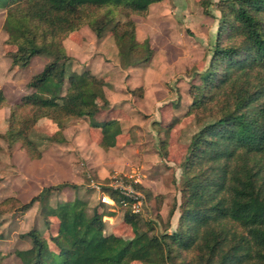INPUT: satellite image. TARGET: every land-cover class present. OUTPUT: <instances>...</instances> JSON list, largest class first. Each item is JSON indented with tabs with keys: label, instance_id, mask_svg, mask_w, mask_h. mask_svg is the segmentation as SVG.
<instances>
[{
	"label": "trees",
	"instance_id": "16d2710c",
	"mask_svg": "<svg viewBox=\"0 0 264 264\" xmlns=\"http://www.w3.org/2000/svg\"><path fill=\"white\" fill-rule=\"evenodd\" d=\"M163 0H0L7 9L3 27L11 52V67L26 68L35 56L51 59L27 83L30 93L9 103L0 85V109L10 108L0 140L31 159L43 151L32 139L37 124L50 120L57 129L52 140L65 143L71 119L88 118L100 128V144L109 149L123 127L118 118L97 121L111 110L105 81L85 70L67 80L71 59L64 40L88 26L97 38L111 30L115 44L129 66L148 63L154 48L138 38L135 16H146L152 4ZM215 42L208 67L193 86L191 112L201 127L192 136L183 162L184 200L177 229L150 234L138 215L126 213L132 227L127 239L105 231L102 206L88 212V203L75 198L51 206L54 190L76 184L64 181L44 186L28 202L17 197L0 201V215L25 212L39 203L49 225L59 220L51 240L36 229L28 249L16 250L22 264H264V0H228L220 8ZM2 146L0 145V152Z\"/></svg>",
	"mask_w": 264,
	"mask_h": 264
},
{
	"label": "rangeland",
	"instance_id": "374dc122",
	"mask_svg": "<svg viewBox=\"0 0 264 264\" xmlns=\"http://www.w3.org/2000/svg\"><path fill=\"white\" fill-rule=\"evenodd\" d=\"M227 3L228 0H163L152 4L146 16L134 17L138 38H148L154 48L153 59L137 66L127 64L111 30L97 38L86 25L65 38L64 45L71 59L67 63L64 89L72 73L90 70L101 77L111 110L98 113L95 119L101 122L118 118L123 132L115 145L105 149L100 144V128L92 127L88 118L71 119L64 131L67 141L58 143L51 138L57 126L43 119L31 137L44 151V158L30 168L25 159L12 157L7 162L9 148L1 139L0 200L12 193L28 200L39 187L68 181L76 187L54 190L48 202L52 207L75 198L88 203L89 213L102 206L107 214L104 216L106 233L130 239L133 230L124 219L131 210L120 203L105 202L103 192L94 186L102 183V190L117 198L106 182L112 175L122 174L144 194L142 212L138 215L142 230L150 234L174 232L184 200L183 162L192 136L202 125L190 110L192 90L201 82L200 73L208 67L220 8ZM6 16L7 9L1 6L0 85L13 102L31 92L27 81L51 56L41 54L27 69L11 67L10 54L16 47L5 43ZM7 110H0V131L6 128L10 114ZM2 158L6 161L2 162ZM28 172H39L42 180L30 182ZM34 205L26 217L20 213L8 217L16 224L18 233L14 237L18 238H7L6 246L14 251L8 256L7 264H22L15 251L31 247V238L25 235L31 229L38 230L50 247L57 250L51 238L58 233V218L50 216L48 225L39 203ZM25 240L30 241V247L25 248Z\"/></svg>",
	"mask_w": 264,
	"mask_h": 264
},
{
	"label": "crops",
	"instance_id": "0c3cea01",
	"mask_svg": "<svg viewBox=\"0 0 264 264\" xmlns=\"http://www.w3.org/2000/svg\"><path fill=\"white\" fill-rule=\"evenodd\" d=\"M137 31H138V27H137ZM41 56L40 55H38V56H35L33 59H32V61H34V60H36L37 58H40ZM154 57V56H153ZM153 59V58H152ZM151 59V60H152ZM32 63V62H31ZM46 64V61H44L43 63H42V65L41 66H39V68H38V71H37V73L38 72H40L42 69H43V67H44V65ZM144 64V63H143ZM146 64V63H145ZM27 69V68H26ZM34 74H36V73H34ZM34 74H32V75H34ZM31 75V76H32ZM31 76H30V78H31ZM29 81V80H28ZM28 81H27V83H28ZM2 87V86H1ZM3 88V87H2ZM105 92H106V90H105ZM5 94H6V92H5ZM6 96H7V94H6ZM7 98H8V96H7ZM22 98V97H21ZM20 98V99H21ZM9 99L10 98H8V101H9ZM16 101H19V99L18 100H15V101H13V102H10L9 101V103H14V102H16ZM8 109L7 110V114H9V112H10V108L7 106V107H4V108H2V109H0V110H4V109ZM18 144V146L15 148L14 147V145L11 147V149L9 150L8 149V156H9V158L8 159H6L7 160V162H9L10 161V159L12 160V157H13V159L15 158V159H18V158H20V159H25V161L28 163V167L30 168L34 163H37V162H39V161H41L43 158H44V151H43V157L41 158V159H35V160H31L27 155H26V153L25 152H23L21 149H20V143H17ZM16 145V144H15ZM2 151V150H1ZM12 151V152H11ZM11 156V157H10ZM5 160V158H2V162H4V161H6ZM18 167L20 168V166L18 165ZM21 169V168H20ZM28 174V176H29V178H31V180H29L30 182H37V183H39L41 180H42V176H41V174L39 173V172H37V173H34V174H32L31 172H28L27 173ZM0 181H1V178H0ZM44 186H42V187H39L38 188V190H36L33 194H32V196L30 197V199L33 197V196H35V195H37L40 191H41V189L43 188ZM8 197H17L18 199H20L21 201H23V202H28L30 199H24V197H22V195H18V194H15V193H12V194H10V195H8V196H6L5 198H3L2 200H4V199H6V198H8ZM2 200H0V201H2ZM33 206H35V205H33ZM33 206H31L29 209H27L25 212H7V213H5V214H2V215H0V233H3V235H0V259L1 258H3L4 259V261H1L0 260V264H7L6 263V260L8 259V256H12V254H14V253H11V252H14V251H12V250H10L9 248H10V246H6V244L5 243H8L7 242V238H8V236H13V239L15 238V239H17L18 237H14V234H17L18 232H17V230H16V224L14 225V224H12L13 222H11L9 219H8V217H9V215H13V214H15V215H17V213H20L19 215L20 216H23V217H26V215L29 213V210H31L32 208H33ZM23 213V214H22ZM26 241V240H25ZM26 247L25 248H28V247H30V241H26Z\"/></svg>",
	"mask_w": 264,
	"mask_h": 264
},
{
	"label": "built area",
	"instance_id": "2783aa9c",
	"mask_svg": "<svg viewBox=\"0 0 264 264\" xmlns=\"http://www.w3.org/2000/svg\"><path fill=\"white\" fill-rule=\"evenodd\" d=\"M106 185L116 193L117 198L102 190V183H95L94 186L103 192V200L110 204L120 203L122 206L128 207L132 213L139 215L142 212L144 204V194L122 174L112 175Z\"/></svg>",
	"mask_w": 264,
	"mask_h": 264
}]
</instances>
